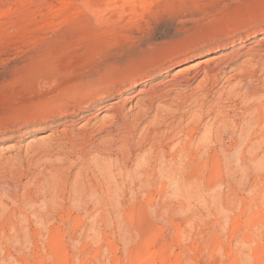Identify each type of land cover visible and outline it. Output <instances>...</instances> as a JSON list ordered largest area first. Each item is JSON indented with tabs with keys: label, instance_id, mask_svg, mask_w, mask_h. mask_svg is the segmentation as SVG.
Masks as SVG:
<instances>
[{
	"label": "rangeland",
	"instance_id": "rangeland-1",
	"mask_svg": "<svg viewBox=\"0 0 264 264\" xmlns=\"http://www.w3.org/2000/svg\"><path fill=\"white\" fill-rule=\"evenodd\" d=\"M263 37L264 0H0V264H264Z\"/></svg>",
	"mask_w": 264,
	"mask_h": 264
},
{
	"label": "bare ground",
	"instance_id": "bare-ground-1",
	"mask_svg": "<svg viewBox=\"0 0 264 264\" xmlns=\"http://www.w3.org/2000/svg\"><path fill=\"white\" fill-rule=\"evenodd\" d=\"M111 1H114V0H111ZM117 1V0H116ZM130 1V0H129ZM84 4H85V2H84ZM103 4V3H102ZM15 5V4H14ZM17 5V4H16ZM95 5V4H94ZM110 6V5H109ZM115 6V5H114ZM92 7V6H91ZM108 7V6H107ZM111 7V6H110ZM80 8V7H79ZM87 8V7H86ZM85 8V9H86ZM107 9V8H106ZM49 10V9H48ZM87 10V9H86ZM101 10V9H100ZM90 12V11H89ZM98 12V11H97ZM92 13V12H91ZM100 20V19H99ZM264 38V37H263ZM209 61H210V59H209ZM208 61V59H204V60H202V61H200L198 64H195V67H197V68H199L203 63H208L209 62ZM219 61V60H218ZM211 62V61H210ZM216 62V61H215ZM193 66H194V64H192ZM197 65V66H196ZM192 67V66H191ZM203 68H204V66H202ZM182 69H190V68H187V66H186V68H182ZM181 69V70H182ZM201 69V68H200ZM204 70H205V68H204ZM208 70V69H207ZM197 71V70H196ZM196 71H195V73H196ZM204 72V71H203ZM205 73H207V72H205ZM205 75V74H204ZM205 76H208L207 74L205 75ZM250 76V75H249ZM211 77V76H210ZM212 78V77H211ZM245 78V77H244ZM216 79V78H215ZM226 79V78H225ZM227 79H228V77H227ZM243 79V78H242ZM239 80V79H238ZM240 81V80H239ZM243 81V80H242ZM213 83V82H212ZM227 83L229 84L230 83V80L228 79L227 80ZM236 83V82H235ZM240 82H237L236 84H229L230 85V91H232L233 90V92L234 91H236V89H237V91H238V87L236 86V85H238ZM229 85H228V87H229ZM228 87H227V91H228ZM240 87V86H239ZM250 90V89H249ZM252 91V90H251ZM250 91V92H251ZM145 93V92H144ZM235 93V92H234ZM137 94V93H136ZM237 94V93H236ZM261 94V93H260ZM225 95V94H224ZM230 95H231V93H230ZM256 95H259V93H257L256 91H252L251 93H245V97H243L244 98V100L245 99H249V101L251 102V98H253V97H257ZM232 96V95H231ZM237 96H239V95H237ZM241 96V95H240ZM160 97V96H159ZM180 97H181V95H180ZM238 98V97H237ZM257 98H259V97H257ZM154 97L153 98H151V99H148V101L146 102V107L145 108H143V109H139L137 112H135V116H134V123H137V122H139V120L141 119L142 120V118H145V115L147 114V113H149V111H152L153 110V102H154ZM157 99V98H156ZM251 99V100H250ZM254 99H256V98H254ZM238 100H239V98H238ZM162 101V100H161ZM180 101V100H179ZM248 101V102H249ZM243 103V102H242ZM252 103H253V101H252ZM179 104V103H178ZM244 104V103H243ZM246 104H247V101H246ZM246 104H244V106H246L245 108H246V110H252L253 112L251 113L250 112V114L249 115H251V116H249V119H247L246 120V125H247V122H248V120L249 121H253V123L252 124H254V122H256L257 123V119L258 118H256V117H258L259 115H261V117H262V115H264V107L263 108H261V105H263L262 103L260 104V103H258L257 105H256V103L255 104H251V103H248V105H246ZM102 106V105H101ZM89 107H91V106H89L88 105V107H86V110L87 109H89ZM176 107V106H175ZM243 108V107H242ZM244 108V109H245ZM172 109V108H171ZM179 109V108H178ZM244 109H242L243 111H244ZM167 110V109H166ZM85 111V110H84ZM173 111H175V110H173ZM177 112H178V110H176ZM187 112V111H186ZM199 112V111H198ZM170 114V112L169 111H166V113L165 114H163V109H161V107L160 106H157L156 105V107H155V113L152 115V119L151 120H149V124H150V126L152 125L153 126V130H155V132L156 133H161L160 131H162L161 130V126L163 127V124L165 123V121L167 120V119H169L168 117H171V116H168L167 117V114ZM202 113V112H201ZM201 113H199V114H201ZM245 113V112H244ZM123 114V113H122ZM122 114H119V115H117L118 117H120L121 118V121L124 123V120H123V115ZM171 115V114H170ZM173 115V114H172ZM183 115V114H182ZM181 115V116H182ZM192 115V114H191ZM197 115V114H196ZM203 115V114H202ZM178 116V115H177ZM222 117H225V116H221V119L220 120H218L219 121V124L221 123L222 124V126L220 125L219 127H218V125L219 124H216L215 125V123L213 122H210V123H208V122H206V123H208V124H206V125H204V126H206L205 128H204V132L206 133H204V135H217V134H220V135H222L224 132H222L223 131V129L225 130V129H227V131H228V128L227 127H225L226 125H228V124H225L227 121H226V118L227 117H225V118H222ZM171 118H173V116L171 117ZM170 118V119H171ZM175 118V117H174ZM197 118H198V116H197ZM218 118V117H217ZM248 118V117H247ZM260 118V117H259ZM112 119L113 118H111V119H109V120H111L110 122V124H111V126H112V124H113V121H112ZM116 119V118H115ZM169 119V120H170ZM213 119V118H212ZM263 119H264V116H263ZM179 120V119H178ZM177 120V121H178ZM199 120H200V118H199ZM104 119H102V122L104 123ZM151 121V122H150ZM212 121V120H211ZM258 121H259V119H258ZM261 121H263V120H260V122ZM121 122V123H122ZM225 122V123H224ZM230 122V121H229ZM122 123V124H123ZM178 123V122H177ZM183 123V122H182ZM181 123V124H182ZM233 123V121L231 120V122H230V126L231 125H233L232 124ZM236 123V122H235ZM250 123V122H249ZM264 123V122H263ZM125 124V123H124ZM131 124V123H130ZM166 124V123H165ZM168 124V125H167ZM166 125L169 127V124H171V126H174L175 124H173L172 125V123L170 122V123H167ZM181 124H176L175 126H177L176 127V129L175 130H172L173 132L174 131H176V132H174V134L172 133V136H176L178 133H184L185 134V132H187V129H185V127L183 128V127H181ZM252 124L250 125H248L247 127H249V126H252ZM183 125V124H182ZM198 125V124H197ZM246 125L244 126V128L246 129ZM258 126H259V122H258V124H257ZM256 124H254V126H257ZM122 126V125H121ZM234 126V125H233ZM238 126V125H237ZM258 126H257V128H258ZM134 127V126H133ZM147 127V126H146ZM236 126H234V128H235ZM130 128V127H129ZM149 128V127H148ZM148 128H144V129H146V130H144L145 132V134L148 132L147 130H149ZM170 129L172 128V127H169ZM175 127H173L172 129H174ZM251 127H249V128H247V129H250ZM254 128V127H253ZM166 129H167V127H166ZM191 129V128H190ZM260 129H261V127H260ZM151 130V129H150ZM241 130H243L242 129V127H241V129H240V131ZM142 131V130H141ZM166 131V130H165ZM164 130L162 131V132H165ZM192 131V130H191ZM194 131V130H193ZM261 130H258L257 129V131H254V132H256V134H258L259 135V133L258 132H260ZM168 133H169V131H167ZM194 132H196V131H194ZM221 132H222V134H221ZM225 132H226V130H225ZM234 132V131H233ZM233 132H231V133H233ZM236 132V131H235ZM234 132V133H235ZM243 132H244V130H243ZM246 132H247V130H246ZM245 132V133H246ZM251 132H252V130H251ZM231 133H230V135H231ZM262 133H263V131H262ZM262 133H260L261 135H262ZM165 134V133H164ZM153 135H154V133H153ZM167 135V134H166ZM165 135V136H166ZM185 135H191L189 132H187ZM251 135V134H250ZM264 135V134H263ZM170 136V135H169ZM207 137V136H206ZM205 137V138H206ZM208 138V137H207ZM206 138V139H207ZM157 139V138H156ZM162 139V138H161ZM169 140H172V138L171 139H169ZM157 141V140H156ZM177 141H178V139H177ZM186 141V140H185ZM189 141H191V140H189ZM184 142V140L183 141H179V143H178V145L176 144V142H174L175 143V145H173V146H176V148H175V150H174V154H172V155H170V153H169V158H170V156H172V160L171 161H173V163L172 162H170L171 164L169 165V167L168 168H170L171 166H172V168H170L169 170L167 169V165L165 166L166 167V171H168L169 173H171V172H173V170L175 169V165H176V160H177V162H178V160L179 159H177V156L179 157H181V155H187L186 153V150L189 148V146L192 144L191 142L190 143H183ZM154 146H156V145H154ZM160 146V145H159ZM158 146V147H159ZM157 147V148H158ZM124 149H125V147H123ZM152 148H153V146H152ZM127 149V148H126ZM154 149V148H153ZM156 149V148H155ZM123 150V149H122ZM163 150H164V148H163ZM170 151V150H169ZM173 151V150H172ZM123 152H125V151H123ZM122 152V153H123ZM162 152H164V151H162ZM171 152V151H170ZM126 153V152H125ZM183 153H185V154H183ZM152 154V153H151ZM157 155V154H156ZM162 155H164V156H162ZM167 156V155H166ZM150 157H153V155L151 156L150 155ZM155 157V156H154ZM153 157V158H154ZM157 157V156H156ZM156 157H155V159H156ZM179 157V158H180ZM166 159V157H165V154L164 153H162L161 154V157L160 158H157L158 160H155V159H153V160H155V161H158L159 163L157 164V163H154L153 161H151V162H153L152 164H153V166H158L159 168L158 169H160V168H162L163 169V167L161 166V164H163V163H165V164H169V160H168V162L166 163V162H164L165 161V159ZM183 158H185V157H183ZM160 159V160H159ZM164 159V160H163ZM167 160V159H166ZM144 162V164H141L140 166H138V167H140V169L141 170H147V168H148V166L150 165V163H149V160H148V158H145V160H143L142 161V163ZM180 163V162H179ZM164 166V165H163ZM155 167V168H156ZM151 168H152V165H151ZM150 168V169H151ZM149 169V168H148ZM154 169V167L152 168V171H154L153 170ZM162 169H160V171L162 170ZM141 170H139L140 172H141ZM156 170V169H155ZM149 171V170H148ZM147 171V172H148ZM159 171V170H158ZM163 171V170H162ZM147 172H146V174H147ZM163 172H165V171H163ZM151 173V172H150ZM157 173V172H156ZM166 173V172H165ZM148 174H149V172H148ZM152 176V175H151ZM147 180H149V179H147ZM145 182H146V180H145Z\"/></svg>",
	"mask_w": 264,
	"mask_h": 264
}]
</instances>
